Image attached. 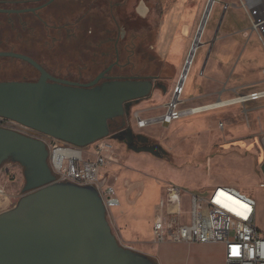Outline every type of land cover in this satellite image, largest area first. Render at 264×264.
<instances>
[{
  "label": "rangeland",
  "instance_id": "374dc122",
  "mask_svg": "<svg viewBox=\"0 0 264 264\" xmlns=\"http://www.w3.org/2000/svg\"><path fill=\"white\" fill-rule=\"evenodd\" d=\"M208 1L62 0L60 19L50 21L44 27L50 31V44H57L46 52L35 50L36 45L23 52L43 61L59 60L65 62V66H84L91 63L95 53L104 51L109 29L115 37L123 23L133 22L130 28H137L144 34L140 37L138 51L143 60L135 54L129 71L160 75L167 91L154 89L149 98L134 105L131 125L135 132L156 141L168 154L159 157L147 151L137 152L122 141L110 138L91 144V148L99 143L110 145L103 153L111 156V161L103 168L101 176L104 172L109 173L107 185L115 188V198L127 202L129 195L132 209L129 216L130 204H112L113 196L107 207V221L119 242L135 251H144V248L143 243L132 236L133 233L150 236L145 225L170 184L184 190L183 201L188 207L191 194L206 195L217 185H230L246 192L257 200V226L264 235V98L219 109L206 105L232 97L236 91L260 86L253 79L264 77V46L258 32L251 28L241 0H215L200 41L202 45L192 60L186 87L184 85V91L178 97L175 93ZM226 4L229 5L227 9ZM0 18L5 15L0 14ZM38 25L34 24L32 31L22 29L21 25H3L0 26V36L26 43L31 39L33 44H39L43 33L41 28L35 29ZM63 30L64 35L57 42V35ZM217 31V46L204 69L209 43ZM218 44L229 47L224 56L217 53ZM0 60L15 58L1 57ZM175 96L177 104L180 103L179 107L185 111L180 119L172 124L137 125L135 115L148 117L146 112L149 109H155L152 115H160ZM189 109L195 112L187 113ZM24 181L19 165L7 163L3 166L0 186L12 197L2 202L1 208L11 202L17 203ZM201 251L195 248V252ZM188 252L187 244H164L160 257L173 264H184Z\"/></svg>",
  "mask_w": 264,
  "mask_h": 264
},
{
  "label": "water",
  "instance_id": "95a60500",
  "mask_svg": "<svg viewBox=\"0 0 264 264\" xmlns=\"http://www.w3.org/2000/svg\"><path fill=\"white\" fill-rule=\"evenodd\" d=\"M196 46L195 42L193 49ZM193 49L186 68L192 60ZM0 56L21 58L42 72L38 82H0V117L16 120L82 147L91 145L92 140L80 143L67 137L70 132L81 136L85 126L81 125L80 119L93 115L101 126H105L106 118L115 116L124 100L145 96L153 88L152 80L130 78L106 84L102 91L92 96L61 98L57 92L49 93L50 84L46 81L49 75L34 58L14 51H0ZM102 75L83 86L95 85ZM12 91L16 94L26 92L28 98L22 96L17 101L8 96ZM174 103L175 99L171 104ZM161 120L163 116L147 119V123ZM22 134L0 127V151L3 152L0 164L8 155L15 154L31 166L29 179L33 180L37 171L41 172L44 182L54 179L46 164V144ZM105 135L107 133H101L100 137ZM136 151H149L159 157L168 154L160 144ZM88 235L94 244L99 237L100 245L109 246L97 251L99 261L94 262ZM114 236L104 207L91 192L51 183L40 191L24 195L13 209L0 214V264H131L130 251L120 248Z\"/></svg>",
  "mask_w": 264,
  "mask_h": 264
},
{
  "label": "flooded vegetation",
  "instance_id": "af4514ba",
  "mask_svg": "<svg viewBox=\"0 0 264 264\" xmlns=\"http://www.w3.org/2000/svg\"><path fill=\"white\" fill-rule=\"evenodd\" d=\"M61 7L62 0H0V9H2L0 14L5 15V18H0V26L21 25L22 29H28V31H32L33 25L39 23L35 29L41 28L43 33L42 42L39 44H33L31 39L26 43L22 42L21 40H18L17 42L15 40L12 41L13 39L11 40L7 37L0 36V51H14L23 53L34 49L35 45V50L44 52L49 51V49L52 48V46H55L57 43L54 45L50 44V31H48V29H44V27H46L50 21L53 22L57 21V19H60L59 16L62 13H59V10ZM123 24L124 25H122L115 37H113L111 29L106 32L107 38L105 39L104 51L102 53H95L94 58L90 61L91 63L84 66H72L70 64L65 66V62L63 61L60 62L58 60L56 62L50 59L49 61H43L35 58L32 55L24 53L34 58L38 63H40V65H42L49 75L46 79L47 83L50 84V87L48 88L49 93L53 94L57 92L61 98L63 97L72 99L92 96L95 93L102 91L106 84L124 81L130 78L135 80L147 79L153 81V88L147 95L141 96L139 98L124 100L121 106L116 109V115L106 118L105 126H101L98 123V118L93 115H89V117H85L83 120L80 119V123L81 125L85 126V130L83 133L79 134L81 136H76L78 134L73 132L68 133L67 137L71 141L72 139H77L80 143H84L92 140L91 143H94L96 141L103 140L104 138H110L113 140L122 141L130 150L134 151L143 147H157L158 145L156 141L147 137L145 134L135 132L133 130L131 125V114L134 105L139 104L144 99L149 98L154 89L161 88L162 90L167 91V86L162 82L160 78L161 76L158 74L140 75L138 73H130L129 68L132 67V64L134 63L132 60L134 55L136 54L137 58L142 59L139 57L140 55L138 51L141 45L140 37H143L144 34L142 32L139 33L138 30H136L137 28L135 30L130 28V25L133 24V22ZM64 31L65 30L57 35V42H59V39L64 35ZM29 35L30 38H32V35ZM113 50L115 53H113ZM1 57L15 58V60H0V82H38L42 77V72L40 69L26 60L11 56H0V58ZM54 63H56V65H54ZM101 74H103L102 77L95 85L89 87L83 86V84L91 83ZM13 75H19L20 78H10ZM64 81H67V83ZM84 90L86 92H84ZM8 96L16 99L17 101L20 100L22 96L26 99L28 98V94L26 92L16 94L14 91H12L8 94ZM0 127L7 132H17L2 126L1 123ZM101 133H107V135L100 137ZM25 136L34 140H38V138L29 135ZM113 136H116L117 138L114 139L112 138ZM2 155L3 152L0 151V159ZM7 163L19 165L21 168V173L25 177V181L19 190V199L17 203L11 202V204L8 206L1 208L0 214L13 209L24 195L40 191L48 187L51 183H59L67 186L79 187L83 190L91 192L92 195L97 198L98 202L104 207L105 214L107 216V207L103 201L100 191L93 185H80L71 181L59 180L50 166L49 152L46 158V164L51 170V174L54 179H51L48 182L43 181L44 178L42 177L41 172L38 171L36 172V177L33 180L29 179L27 175L30 172L31 166H29V164L23 163L15 156V154L8 155L1 162L0 171ZM95 233L98 236L99 230L96 229ZM99 239V237H96L97 243L94 244L88 235V241L94 254V262L99 261L100 256L98 255L97 251L101 248L106 249L109 247L108 245H100ZM114 239L120 248L130 251V258H132L131 264H158L155 258L121 244L116 236H114Z\"/></svg>",
  "mask_w": 264,
  "mask_h": 264
},
{
  "label": "built area",
  "instance_id": "2783aa9c",
  "mask_svg": "<svg viewBox=\"0 0 264 264\" xmlns=\"http://www.w3.org/2000/svg\"><path fill=\"white\" fill-rule=\"evenodd\" d=\"M225 5V9L228 8ZM250 21L264 46V0H241ZM264 75V68L262 70ZM264 98V90L240 94L230 102H247ZM177 102L170 104L163 115V122L169 123L180 115L175 111ZM139 127L146 126L147 119L136 115ZM2 126L43 141L49 149V161L53 172L61 181L80 185H93L99 191L108 207L109 199L119 205L116 190L107 185L106 172L101 171L111 161L103 151L108 143L96 147L78 146L61 138L34 129L13 119L0 117ZM183 189L167 185L154 218V236L157 242L168 240L185 242H222L225 245L226 264H264V235L257 226V200L230 185H217L206 195L189 197V207L183 201ZM6 189L0 186V206L11 199ZM1 209V207H0Z\"/></svg>",
  "mask_w": 264,
  "mask_h": 264
},
{
  "label": "crops",
  "instance_id": "0c3cea01",
  "mask_svg": "<svg viewBox=\"0 0 264 264\" xmlns=\"http://www.w3.org/2000/svg\"><path fill=\"white\" fill-rule=\"evenodd\" d=\"M206 7H207V5H206ZM211 14H212V12H211ZM211 14H210V16H211ZM210 16H209L208 21L206 22V25H205L204 29H202L203 30L202 31V36H203V34H204V32H205V30L207 28V25H208L209 20H210ZM202 18H203V16H202ZM201 21H202V19H201ZM200 24H201V22H200ZM202 24H203V22H202ZM202 24H201V27H202ZM218 31L215 34V36L213 37V39L211 40L212 42L209 43V49L207 51V57L205 59L206 63L204 65V69H205L206 66L209 65L210 60L212 58V54H213L214 48L217 46L216 44L218 42L217 39H218V36H219ZM202 36H201V42H202ZM201 42H200V45L198 46V48L202 45ZM218 46H220V48L217 49V53L220 56H224L225 50H227L229 47L225 48V47H222V45H219V44H218ZM198 48H197V50H198ZM197 50H196V52H197ZM248 78H249V80H252L250 76H248ZM253 80H256V82L258 84H261V85L260 86H254L252 88H249L246 91H240V90L236 91L234 96L229 97L227 99H220V100H223L225 102L224 105H220V106L214 107V108L219 109V108H224V107H228V106H235V105L242 104L240 102H230V100L233 99V98H236L240 94L250 93L252 91L264 90V77L261 80H257V79H253ZM185 87H186V85H185ZM174 99H175V97L173 98V100ZM261 99H263V98H261ZM172 101L166 104V106H165V107H167L166 111L162 112L160 115H152V111L155 110V109H149L150 111L146 112V114H148V117H144V119H151V118L163 116L165 113L168 112L170 104L172 103ZM218 101L219 100H217L216 102H218ZM216 102H214V103H216ZM249 102H256V101L251 100ZM249 102H247V103H249ZM214 103H210V104H214ZM210 104H206V105H210ZM179 105H180V103L177 104V107H176L175 111H180V115L174 117L169 123L163 122V120L158 121V122H162L163 124H172L174 122V120L180 119L182 117V115H184L185 111H184L183 108H180ZM201 106H203V105H201ZM192 108H194V107H192ZM191 109H189V110H191ZM143 111H148V110L144 109ZM188 111H187V113H188ZM139 115L142 116V114H139ZM137 125H138V123H137ZM143 127H145V126H143ZM46 148H47V150L49 152V149H48L47 146H46ZM137 152H141V151H137ZM147 152H149V151H147ZM107 175L109 177V173H107ZM165 194H166V192L163 193V195H165ZM119 199H120V204L119 205H122L123 202H124V204H127V202H128V204H130V206H128V209H127V207L124 206L127 209V211H128V215L130 216V214H131L130 210L132 209V206H131L132 201L129 200V195L127 197V199H128L127 202H125L121 198H119ZM159 203H160V198L158 199V201H157V203L155 205V209L152 212V215L150 216L147 224L145 225V231L147 232V230H148L150 236L144 237V235H142L140 232L139 233L138 232H134L133 235H132L133 237L136 238V240H138L139 242L143 243L144 251L143 250H137V251H140L142 253H145V254L155 258L157 260L158 264H173V263H171L169 261V259L167 260V259H165L163 257H160L163 245L164 244H173V243H179V244L184 243V244H187L189 246L188 256L186 257L184 264H226L225 245L222 242L202 243V242H185V241H174V240H168V241H164V242H157L155 240V236H154V218H155V216H156V214L158 212ZM195 248H200V250H202V251L200 253L195 252Z\"/></svg>",
  "mask_w": 264,
  "mask_h": 264
},
{
  "label": "bare ground",
  "instance_id": "6f19581e",
  "mask_svg": "<svg viewBox=\"0 0 264 264\" xmlns=\"http://www.w3.org/2000/svg\"><path fill=\"white\" fill-rule=\"evenodd\" d=\"M214 3H215V0H209V1H208L207 7H206V9H205V12H204V15H203V18H202V21H201V24H202V22L204 21V19H207V20H208V17L210 16V13H211V11H212V7H213ZM207 20H206V22H207ZM206 22H205V24H204V26H203V29H204V27H205V25H206ZM201 24H200V26H199V29H198V31H197V35H196V37L198 36V38H197V40H194V42H193V44H192V47H191V49H190V52H189L188 58H187V60H186V63H185V65H184V68H183L182 73H181V75H180V78H179L178 84H177V86H176L175 93H176L177 97H178V95L182 94V92L184 91V85H185V82H186V79H187V76H188V73H189V70H190V67H191V64H192V60H193V58H194V56H195V54H196V50H197L198 45H199V43H200V41H201L202 32L199 33L200 28H201ZM202 31H203V30H202ZM195 42L197 43V46L195 47V49H193ZM192 49H193L192 60H191V62H190V64H189L188 68H186L185 66H186V64H187V62H188V59L190 58V53H191ZM177 97L175 96V102L177 101ZM177 103H178V102H177ZM224 103H225L224 101L219 100L218 102H216V103H214V104H210V105H208V106H210V108H213V107H217V106H220V105H224ZM208 108H209V107H208ZM196 109H198V108H196ZM196 111H197V110H196ZM191 112H195V111H191ZM191 112H190V113H191Z\"/></svg>",
  "mask_w": 264,
  "mask_h": 264
}]
</instances>
